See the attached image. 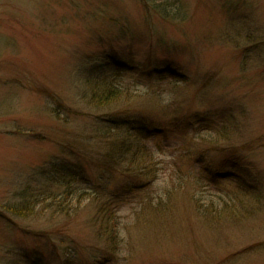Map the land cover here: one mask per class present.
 Masks as SVG:
<instances>
[{
	"label": "rangeland",
	"instance_id": "1",
	"mask_svg": "<svg viewBox=\"0 0 264 264\" xmlns=\"http://www.w3.org/2000/svg\"><path fill=\"white\" fill-rule=\"evenodd\" d=\"M148 1L0 0V264H264V0Z\"/></svg>",
	"mask_w": 264,
	"mask_h": 264
},
{
	"label": "trees",
	"instance_id": "2",
	"mask_svg": "<svg viewBox=\"0 0 264 264\" xmlns=\"http://www.w3.org/2000/svg\"><path fill=\"white\" fill-rule=\"evenodd\" d=\"M143 1H145L147 6H150L148 0H143ZM155 1L156 0H153V2H155ZM160 12L161 13H159V15L162 16L165 19H169V17H172L168 12L165 13L164 10H160ZM117 93H120V91L119 90H115L114 86H109L108 89H106L105 92H103V94H99V93L93 94V96H91L90 100L92 99V101H94L96 103V106H101V105H104L105 103H107L108 101H111L110 103H112L114 100H116L117 97H118ZM110 103H108V104H110ZM202 122H203V124H201V125L200 124H198L197 126H194L195 124L193 125L194 126L193 129H195L194 132H195V134H198V137L200 139H203L204 134H206V132H204L205 130L207 131V134L213 133V134L210 135L212 137H215V136L219 135L222 132V131H220L218 134H216V132H218L219 130L214 127L216 125L214 124L213 121L209 120L207 122H204V121H202ZM127 135L128 136H126V139L130 138V136H131V138H136L135 142H138L137 141V136L135 134H133L132 132L128 133ZM220 136H222V135H220ZM222 137H224V136H222ZM131 147H132V145H131ZM134 147L136 149V146H134ZM138 148H140V147H138ZM137 150L138 149H136V151ZM137 153H138V151H137ZM153 156L154 155H153L152 149L146 148V149H143V152L140 155V158H147L150 161L149 163L153 164ZM147 169H148V167H147ZM147 169H137L135 171V175L142 176V175L146 174ZM129 175H131V172L129 173ZM213 175H214L213 172L210 173V176H213ZM131 176H133V175H131ZM242 185L248 188L250 184H243L242 183ZM217 199H218V201L222 200V201L218 202V203L221 202L220 205H218V206H214L213 205V203L211 202L213 200H211V201L206 200L205 201L201 197H198V198L192 197L191 198V202H192L194 208L199 213H202L205 216L209 215V214H212V215L220 214V213H222V211H226V209L227 210L231 209L232 202H233V199L231 198V196H228V199H227V201H231V202H227V201L225 202V199H221V198H218V197H217ZM61 206H62V204H61ZM223 208H224V210H219L218 211V209H223ZM224 213H229V212H224ZM104 215L105 214H103L102 216H104ZM103 222L104 223L99 228V239L103 238L106 241H111L112 249H115L117 247V245H118V240H117L116 227L112 223L111 216L110 215H108V216L106 215V218H105V220Z\"/></svg>",
	"mask_w": 264,
	"mask_h": 264
}]
</instances>
